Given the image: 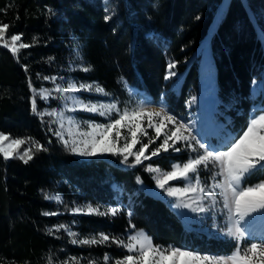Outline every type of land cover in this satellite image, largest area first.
I'll return each instance as SVG.
<instances>
[{"label":"trees","instance_id":"16d2710c","mask_svg":"<svg viewBox=\"0 0 264 264\" xmlns=\"http://www.w3.org/2000/svg\"><path fill=\"white\" fill-rule=\"evenodd\" d=\"M222 4L223 0H0V24L10 26L5 39L22 34V42L33 44L35 38L34 46L20 50L17 57L0 47V132L25 140L17 152L32 149L33 155L27 164L18 158L5 161L0 155V264H62L71 257L79 264H102L105 254L122 257V248L111 242L71 243L67 231H56L61 224L68 229L76 225L81 234L116 238H123L132 224L161 247L219 256L234 251L233 240L185 228L167 202L147 192L155 187L147 164L162 167L160 158L135 167L129 166L134 156L127 163L111 153L83 159L54 134L62 131L54 116L41 118L32 111L33 99L40 113L59 109L61 99L51 98L60 95L54 89L73 80L102 87L120 110L133 91L151 105H163L176 118L186 117L187 101L199 93L207 74L198 70L200 47L207 42L218 104L214 115L222 110L219 117L229 121L226 128L238 137L250 116L260 112L254 108L264 105V0H229L220 16ZM215 17L219 20L208 35ZM72 41L88 72L67 71ZM170 63L177 77L166 80ZM254 84L258 88L253 96ZM41 92L50 97L42 99ZM33 142L45 150L37 151ZM169 156L174 162L188 158ZM261 180L264 174L248 183ZM117 192L122 202L130 198L131 204L115 216L72 215L82 204L115 206Z\"/></svg>","mask_w":264,"mask_h":264},{"label":"snow or ice","instance_id":"6c2138e0","mask_svg":"<svg viewBox=\"0 0 264 264\" xmlns=\"http://www.w3.org/2000/svg\"><path fill=\"white\" fill-rule=\"evenodd\" d=\"M49 11L52 10L49 9ZM110 18V16L105 17L106 20ZM9 27L7 24H0V47L8 49L14 57H17L20 50L34 46L35 38L33 44L24 43L21 40L22 34H12L10 42H8L5 36ZM174 67V63L168 65L169 71L165 76L166 80L176 75L175 72L171 71ZM24 70L25 72L28 71L26 66ZM81 70L88 72L90 69L84 67ZM44 79L55 82L56 77H44ZM29 87L32 88L31 82H29ZM32 90L35 92V89ZM54 91L60 95L51 97L52 99H63L70 102L66 105L65 111L89 112L100 116H107L115 111L119 117L112 119L107 124L85 121L90 131L80 132L81 139L72 138L71 127L68 130V139L64 138L62 131L57 130L54 134L65 147L71 144L70 150L75 155L94 157L97 154L111 153L123 157L121 163H127L129 156H134V163L129 166L135 167L142 164L144 160H150L162 152H169V150L181 152L187 149L195 152L196 155L189 157L186 162L172 165L171 171H163L151 165L146 170L159 174V176L153 177L156 186L164 190L169 197H175L180 201L175 206L189 208L198 213L211 212L213 218L217 212L223 213L225 225L217 230L222 235L234 240L235 248L230 255L219 256L201 254L172 245L161 247L154 244L153 239L143 230L129 234L127 243L122 238L110 237L104 233L99 235V239L95 237L77 239L75 237L78 234L63 224L58 225L56 231L60 229L67 231L69 236L73 237L71 240L73 244L92 246L111 242L130 253L123 258L116 259L114 264H264V234L260 236L257 242L254 239L256 234L249 227L252 220L264 217V180L254 184L248 183L252 177L264 174V109L260 110V114L250 116L247 127L242 130V134H239L238 137L227 134L221 137L218 145H211L196 139L192 129L187 124L181 123L175 116L168 114L163 107L158 111L137 108L132 111L125 109L121 112L116 103H85L78 96L68 95L93 91L107 95L102 87L86 83L77 85L74 82H69L67 87L58 85ZM49 97L50 93L41 92L42 99L47 100ZM32 111L41 118L47 114L59 115L61 121L64 119L63 111L59 113L55 110L50 113L38 112L35 99L32 100ZM145 117L148 120L147 127L155 131V138L150 137L148 143L143 144L138 151L133 152V147L139 143L138 133L146 134V131L141 127V121ZM68 124L79 128V123L72 117H68ZM63 127L64 125L61 123L60 128L63 129ZM121 128H127L130 133V140L124 137L123 146L117 147V138H121ZM113 132L115 138L110 137V133ZM161 136L163 139L159 146L154 148L150 155H145L149 144L155 143V140ZM25 142L23 139H12L9 135L0 132V155L5 161L18 158L27 164L33 159L32 149H25L22 154L14 155L16 150ZM179 143L184 144V149L177 147ZM33 146L37 151L45 150L38 143L33 142ZM201 174H204L207 179L202 180ZM193 179L195 180L194 183L192 182ZM174 180H183L187 183L183 187L166 188V185ZM137 183H142L139 177H137ZM186 198H190L192 202H187ZM45 199H50V197L45 196ZM55 199L57 202L61 201L59 196H56ZM205 200L209 202L207 205L204 204ZM221 202L222 206L218 207ZM72 211L87 215L115 216L119 209L109 208L101 212L99 209L88 205L86 208H74ZM43 215H56V213L45 212ZM130 228H135V225L130 224ZM104 262L105 264H112V258L105 254ZM62 264H79V260L71 257L69 260L63 261Z\"/></svg>","mask_w":264,"mask_h":264},{"label":"rangeland","instance_id":"374dc122","mask_svg":"<svg viewBox=\"0 0 264 264\" xmlns=\"http://www.w3.org/2000/svg\"><path fill=\"white\" fill-rule=\"evenodd\" d=\"M228 1L229 0H223V4L221 5V7H219L217 12H219L220 16L223 13V11L225 10ZM218 20H219V18L216 19V17L211 20L208 35L210 34V32L213 28V25ZM8 42H10V39ZM200 54H201V62H200V66H199L198 70L202 71V72H206L207 74L201 80V83L199 86L200 87L199 93L197 95L191 96L187 101V105H186L187 116L186 117H178L177 120H179L181 123L187 124L192 129L193 136H195L196 139L200 140L201 142H207L211 145H218L220 143L221 137H224L227 134H231L230 130L228 128H226V127H228L227 124L229 123V121L225 122L221 119V117H219L223 114L222 110L221 111L217 110V112L220 113L219 116L214 115V113H216L214 111V108L218 109V104L216 103V96H215L214 84H213L214 83L213 76L209 70L212 67V53H211L210 46H209V44H207V42L206 43L204 42L201 45ZM70 55H71V57H70V62H69V68L67 71L70 73V72L82 69L79 47H78L76 41H72V50H71ZM168 71H169V69H167V74H168ZM171 71H173V69H171ZM176 77H177V74L175 76H172L170 78V80H173ZM69 82H74V81L69 80ZM76 84L79 85L81 83H76ZM92 85H94V84H92ZM172 85L174 87L175 82H173ZM94 86H96V85H94ZM257 88H258V85L254 84V86L252 88V95L253 96L257 93ZM68 95L78 96L85 103H98V104L116 103L114 101V99L111 96H109L108 94L107 95L100 94V93H96L95 91H93V92H80V93L68 94ZM84 95H85V97H83ZM129 95H130V102L128 104H126L125 108L123 110H120L117 107L121 112L124 111L125 109H127L128 111H132V110L137 109V108H144V109H147L149 111H158L161 107H163V105H151L147 99H145L141 96H137V94L133 91H130ZM193 98H195V100H193ZM68 104H70L69 101H65V100L61 99L60 108L55 110L57 113H59L61 111L64 112L63 121H61V118L59 115L54 116L56 118V121L59 124V126L61 123H63L64 127L61 130H62L63 134L66 135L67 139L69 138L68 130L70 127H71V132H72V138L81 139V137L79 136L80 132L90 131V129L88 128V125H87V123H85V121L107 124V123L111 122L112 119L119 118L115 111L112 112L110 115H107V116H100L99 114H94V113H89V112H80V111L68 112V111H65V107ZM255 108L258 110H261V109H264V105L263 106L257 105ZM258 114H260V112ZM213 116H216V118ZM68 117H72L75 121H77L79 123L78 129L75 128L74 126H70L68 124ZM213 119H215V121H213ZM147 125H148V120L145 117L141 121V127L146 131V134L138 133L139 143H137L133 147V149H132L133 152L138 151L139 148L143 144L148 143L150 137L155 138L154 129L148 128ZM169 127H171V126L169 125ZM197 133H199V135H197ZM231 135L234 136L233 134H231ZM110 137L115 138V133L114 132L110 133ZM124 137H127L130 140V133L127 131V128H121V138H117V147L123 146V144L125 143V140L123 139ZM162 139H163V136H161L159 139H156L155 143L149 144V147L146 150L145 155H150V152L154 148L159 146ZM70 146H71V144H70ZM177 147L184 149V144L179 143V144H177ZM16 154H20V153H18L16 150V153L14 155H16ZM106 154H108V153L97 154L96 156H104ZM183 154H186V156L188 158L194 157L196 155L195 152H191L190 150H187V149H185L181 152H174L172 150H169V152H167V153L162 152L159 156L151 158V159L160 158L161 162L163 164L162 167L153 165L151 163H148L147 167L149 165H151L152 167L160 168L163 171H171L172 165L178 164V163L182 164V163L186 162L187 160H183L181 162H174L173 159L169 155H180L181 159H184V158H182ZM79 157H81V156H79ZM81 158L88 159L90 157H81ZM150 160H144L143 162L150 161ZM149 173L151 174L152 179H153V177L159 176V174L155 173V172H149ZM201 179L206 180L207 177L204 174H201ZM153 181L155 182V179H153ZM192 182L194 183L195 180L193 179ZM208 182L211 183V181H208ZM185 183H187V182L183 181V180L170 181L169 184L166 185V188L167 187H183ZM147 192H149L153 196H156L159 199H163L165 202H167L170 205V208L184 222L183 225L185 226V228H189V227L193 226L195 228H199L200 230L203 229L206 232V233L205 232L204 233L207 235H213L214 234L215 237H221V238L232 240L231 238L222 235L217 230L219 227H223L225 225V216L223 215V213L217 212L215 214V217L213 218V214L211 212H209V213H198V212L191 211L189 208L175 206L178 203H180V201H178L175 197H169L164 190L157 188L156 182H155V187L151 190H147ZM117 193L118 194H116V196H115L117 204L115 206H111L109 208H117V209H119V212H120L123 208H125L126 205L131 204V199L128 198L126 201L122 202L120 199L121 196H120L119 192H117ZM186 199H187V202H189V203L192 202L190 198H186ZM208 203L209 202L207 200L204 201L205 205H207ZM88 205L89 204H82V205H78L76 208H86V206H88ZM193 206H195V205H193ZM221 206H222V202L220 204H218V207H221ZM93 208H96V207H93ZM109 208H106V209L97 208V209H99L101 212H104ZM72 215H87V214L72 212ZM75 226L76 225H72L69 228L72 232H75L78 234L77 237H75V238L85 239V238L95 237L96 239H99V235L101 233L81 234V233H79V231L75 230ZM249 227H250V230L256 234L254 239L258 242L260 239V236L262 234H264V217H258L256 219L252 220L249 223ZM203 230H202V232H203ZM137 231H139V230H135L134 228H130L128 230V232L125 234V236H123L122 239H124L125 243H127L128 242L127 236L129 234H134ZM72 239H73V237H72ZM75 245L80 246L78 244H75ZM98 245H103V244H98ZM122 250H123V254H122L121 258H123L125 255L130 254L127 252L126 249L122 248ZM210 255H212V254H210ZM116 259H120V258L112 259V264H114ZM101 262H102V264H105L104 257L101 260Z\"/></svg>","mask_w":264,"mask_h":264},{"label":"crops","instance_id":"0c3cea01","mask_svg":"<svg viewBox=\"0 0 264 264\" xmlns=\"http://www.w3.org/2000/svg\"><path fill=\"white\" fill-rule=\"evenodd\" d=\"M183 223H184V222H183ZM193 229H195V230H199V231H202V230H203V229L200 230L199 228H195V227H194ZM203 232H205V231L203 230ZM205 233H206V232H205ZM213 235H214V234H213Z\"/></svg>","mask_w":264,"mask_h":264},{"label":"water","instance_id":"95a60500","mask_svg":"<svg viewBox=\"0 0 264 264\" xmlns=\"http://www.w3.org/2000/svg\"><path fill=\"white\" fill-rule=\"evenodd\" d=\"M254 110H256V108Z\"/></svg>","mask_w":264,"mask_h":264}]
</instances>
